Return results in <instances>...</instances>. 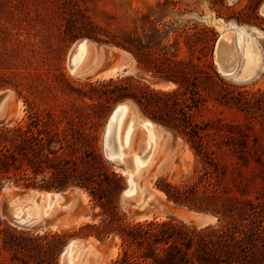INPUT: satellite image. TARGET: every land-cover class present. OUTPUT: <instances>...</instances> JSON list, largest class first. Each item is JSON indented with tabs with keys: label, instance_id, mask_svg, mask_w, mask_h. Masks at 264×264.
I'll return each mask as SVG.
<instances>
[{
	"label": "rangeland",
	"instance_id": "rangeland-1",
	"mask_svg": "<svg viewBox=\"0 0 264 264\" xmlns=\"http://www.w3.org/2000/svg\"><path fill=\"white\" fill-rule=\"evenodd\" d=\"M263 5L264 0H0V97L7 94L5 107L10 114L7 120L0 117V127L22 125L34 132L38 128L57 131L53 144H67L66 152L75 154L76 160L81 161L82 155L88 160L83 165L89 164L98 186L108 196L119 193L114 201L130 222L175 218L197 228L219 226L215 215L214 220L206 223L184 217L181 211L192 214L208 211L170 200L158 184H198L201 190L220 187L217 166L230 168L234 160L232 149L224 142L227 138L221 132L224 124L245 122L246 112L239 104L220 103L211 97L193 107L191 120L202 126L209 124L202 133L204 143L197 144L181 129L165 125L130 99L132 111L154 122L156 143L148 165L138 178V191L125 195L128 175L113 164L120 163L118 159L106 156L104 141L115 105L128 98L108 99L104 92L114 85L103 82L111 77L129 76L158 89L177 87L138 62L127 46V42H135L151 53L157 64L166 56L189 62L191 74L200 69L209 70L208 65L213 63L232 89L257 95L264 91ZM82 14L88 18H82ZM74 18L90 22L97 38L86 34L73 37L65 25ZM224 33L228 43L222 55L230 60V73L221 70L216 52L217 42ZM82 38L92 40L88 65L101 56L103 65L99 71L114 68L110 76L95 77L97 72L85 76L73 73L70 54ZM79 72H83L81 68ZM158 80L169 87L157 86ZM252 119L251 129H247L248 139L252 144L253 136H257L264 145V113L258 112ZM132 126L129 123L128 132ZM135 128L133 144L143 154L150 130L143 124ZM87 149L92 153L86 155ZM96 154L102 155L105 168L98 165ZM122 164L127 168V162ZM110 171L121 176L119 190L118 182L108 176ZM9 176H0V219L5 222L0 233V264H54L52 258L56 255L58 264H63L62 251L69 241L83 239L81 244L85 247V239L91 237L96 240L83 256L84 264H116L121 251L119 238L101 240L91 235L94 228L85 225L98 224L100 217L86 219L84 215L85 212L101 214L103 207L111 206L114 201L106 198L103 204L76 185L58 191L48 189L42 177L18 180L13 173ZM32 189L64 191V197L52 215L27 226L18 225L7 214L2 198L17 194L16 198L23 199ZM75 190L80 196V207L73 210L69 209L73 201L68 200L74 198ZM36 194L39 199L40 192ZM253 194L264 201V191L260 188L253 189ZM143 200L141 208L139 204ZM55 233L62 234L63 244L57 246Z\"/></svg>",
	"mask_w": 264,
	"mask_h": 264
},
{
	"label": "trees",
	"instance_id": "trees-1",
	"mask_svg": "<svg viewBox=\"0 0 264 264\" xmlns=\"http://www.w3.org/2000/svg\"><path fill=\"white\" fill-rule=\"evenodd\" d=\"M82 18L88 16L82 14ZM65 27L73 37L86 34L97 38L90 22H79L74 18L69 19ZM127 46L147 71L177 84V87L158 89L133 77H111L103 82L107 86L114 85L104 92L108 99L133 100L165 125L181 129L197 144L204 143L202 133L209 124L202 126L191 120L193 107L211 97L220 103L239 104L246 112L245 122L224 124L221 132L227 138L224 142L232 149L234 160L230 168L217 166L220 187L201 190L198 184H158L170 200L211 212L220 225L197 228L175 218L128 221L114 201L119 193L111 197L98 186L89 164L83 165L88 161L83 155L78 161L73 157L75 154L66 152L67 144H53L58 136L54 129L38 128L34 132L22 125L0 127V176L7 178L13 173L18 180L42 177L48 189L65 190L76 185L88 190L103 204L106 198L114 201L111 206L103 207L101 214H94V219L100 217L98 224L85 226L94 228L90 234L98 239L119 238L121 251L116 264H264V201L253 194L255 188L264 191V145L257 136H253L254 143L251 144L247 130L251 129L252 118L258 112L264 113V91L256 95L247 90L232 89L213 63L208 65L209 70L200 69L191 74L189 62L183 59L166 56L161 64H157L151 53L138 43L127 42ZM43 132H47L46 135ZM85 153L92 151L87 149ZM96 156L98 165L105 168L102 155ZM109 175L118 182L119 190L123 182L121 176L115 171H110ZM4 225L0 219V233ZM55 239L57 246L64 243L60 233H55ZM52 259L58 264L57 255Z\"/></svg>",
	"mask_w": 264,
	"mask_h": 264
},
{
	"label": "bare ground",
	"instance_id": "bare-ground-1",
	"mask_svg": "<svg viewBox=\"0 0 264 264\" xmlns=\"http://www.w3.org/2000/svg\"><path fill=\"white\" fill-rule=\"evenodd\" d=\"M262 12L264 13V5L262 7ZM89 42H92V40L84 38L82 41L75 44L70 54L71 70L73 73L80 74L81 76L95 72H97L95 77L110 76L114 72V68H111V70H103L102 72L99 71L103 65L101 56H97L92 61V63L88 65L89 57L91 55ZM227 43V35L224 33L217 42L216 52L219 55L218 59L221 70L226 73H230L231 69L228 66L230 60L226 56L222 55ZM99 45L103 46V44ZM245 52L249 56V48H246ZM78 67H80L81 71L83 72H79L80 68L78 69ZM157 83V86L162 88H166L168 86L164 82L157 81ZM6 97L7 94L0 98V117L5 120H7L10 116L8 109L5 107ZM129 123H133L134 126H132L131 131L128 132L127 128ZM139 124L148 126L150 130L149 138L147 139L145 149L142 152L143 154H140L133 144L136 131L135 126ZM154 125V122H152L149 118H145L137 112L132 111L129 101H125L120 104L109 118L105 132V152L109 159L119 160L120 163H117L116 165L124 166L123 172L128 175L130 184L128 189L125 191V195L135 194L138 191V178H140L146 166L148 165L152 150L154 149L156 143V131L154 130ZM148 149L149 151H147ZM124 161L128 164L127 168L124 164H122ZM36 192H40L41 194L39 199H36ZM63 192L37 191L32 189L30 192L25 193L28 197L25 196L23 199L16 198L17 194H14L10 195L9 197L3 196L2 200L6 206L7 214L14 220V222L21 226H27L32 221L52 215L59 206L60 200L64 197ZM75 193L78 194L77 190H75ZM76 198L77 197L74 196V198H70L68 201H73L75 203ZM73 202H71L69 209L74 207ZM140 203L141 204L138 202L139 207L142 208L144 206V200L143 203ZM180 213L186 218L194 217V219L200 223H206L216 218L212 214H192L187 213L186 211H181ZM35 223L36 222L33 224ZM82 240L83 239H74L70 241L69 245L66 247L63 256L67 260L68 264H84L83 256L86 254L87 250L91 249V246H93V242L96 239L94 237L85 239L87 242L85 247H83L81 244V242H83Z\"/></svg>",
	"mask_w": 264,
	"mask_h": 264
},
{
	"label": "water",
	"instance_id": "water-1",
	"mask_svg": "<svg viewBox=\"0 0 264 264\" xmlns=\"http://www.w3.org/2000/svg\"><path fill=\"white\" fill-rule=\"evenodd\" d=\"M84 38H82V39H80L78 42H80V41H82ZM89 40H91L90 38H88ZM77 42V43H78ZM158 82H163L162 80H158ZM4 96V95H3ZM3 96H1V97H3ZM0 97V98H1ZM125 101H130V102H132L130 99H125V100H123V101H121V102H119L117 105H115V107H114V109H113V111H112V113L117 109V107L120 105V104H122L123 102H125ZM111 113V114H112ZM106 154V153H105ZM106 156H107V154H106ZM108 157V156H107ZM115 166H117L118 167V169H120L122 172L124 171V166L123 165H116L115 163H113ZM129 182H128V186L126 187V189L124 190V192L128 189V187H129ZM59 191V190H58ZM75 196L78 198V194H76L75 193ZM77 198H76V200H77ZM200 214H202V215H208V214H210L209 212H200ZM11 218V217H10ZM11 220L14 222V220L11 218ZM15 223V222H14ZM69 243H70V241L65 245V247H64V249H63V251H62V253H64V251H65V249H66V247L69 245ZM63 264H68L67 263V260L65 259V257L63 256Z\"/></svg>",
	"mask_w": 264,
	"mask_h": 264
},
{
	"label": "crops",
	"instance_id": "crops-1",
	"mask_svg": "<svg viewBox=\"0 0 264 264\" xmlns=\"http://www.w3.org/2000/svg\"><path fill=\"white\" fill-rule=\"evenodd\" d=\"M79 201H80V196H78L77 200L75 201L74 207L72 208L73 210L74 209H79V207H80ZM84 215H85L86 219H88V218H91V219L93 218L94 219V214H92V213L85 212Z\"/></svg>",
	"mask_w": 264,
	"mask_h": 264
}]
</instances>
